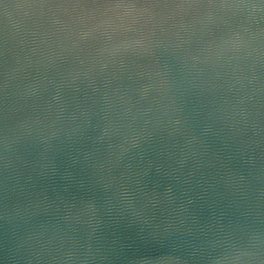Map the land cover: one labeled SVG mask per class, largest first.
<instances>
[{"label":"water","instance_id":"95a60500","mask_svg":"<svg viewBox=\"0 0 264 264\" xmlns=\"http://www.w3.org/2000/svg\"><path fill=\"white\" fill-rule=\"evenodd\" d=\"M0 264H264V0H0Z\"/></svg>","mask_w":264,"mask_h":264}]
</instances>
